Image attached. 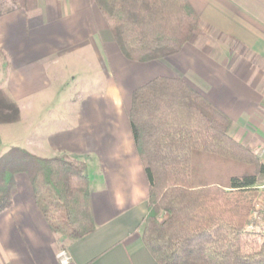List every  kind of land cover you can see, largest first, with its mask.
Returning <instances> with one entry per match:
<instances>
[{"label": "crops", "instance_id": "0c3cea01", "mask_svg": "<svg viewBox=\"0 0 264 264\" xmlns=\"http://www.w3.org/2000/svg\"><path fill=\"white\" fill-rule=\"evenodd\" d=\"M188 2L205 36L236 19L264 17V5L245 8L241 0ZM257 33L246 35L247 45L264 63V34ZM200 38L138 63L121 52L96 0H38L36 10L0 18V88L20 109L19 122L0 125V157L19 147L85 162L96 225L65 244L38 209L29 178L18 175L13 204L0 214V264H158L143 242L149 183L129 122L133 92L158 77L182 79L233 121L231 134L240 129L232 134L237 142L264 143L256 123L264 71L243 54L220 56Z\"/></svg>", "mask_w": 264, "mask_h": 264}, {"label": "trees", "instance_id": "16d2710c", "mask_svg": "<svg viewBox=\"0 0 264 264\" xmlns=\"http://www.w3.org/2000/svg\"><path fill=\"white\" fill-rule=\"evenodd\" d=\"M14 1L0 18L37 9V0ZM96 1L133 62L165 59L203 34L188 0ZM19 120V107L0 88V125ZM129 122L149 183L143 242L155 261L264 264V241L245 230L264 166L230 135L233 121L184 80L158 77L133 92ZM21 174L53 234L79 240L96 230L85 162L11 148L0 157V214L12 206Z\"/></svg>", "mask_w": 264, "mask_h": 264}, {"label": "rangeland", "instance_id": "374dc122", "mask_svg": "<svg viewBox=\"0 0 264 264\" xmlns=\"http://www.w3.org/2000/svg\"><path fill=\"white\" fill-rule=\"evenodd\" d=\"M38 1V0H37ZM242 3H239V5L245 7V8H252L254 6L260 7V5H264V0H241ZM246 4V6H244ZM255 4V5H253ZM16 7V3L14 0H0V14L5 13L8 10ZM255 7V8H257ZM260 10V9H258ZM262 10V11H261ZM260 11L262 14H264V8H262ZM251 12V11H250ZM259 12V11H258ZM240 28L242 29L243 33H240ZM262 33L264 34V17L260 19V23L254 22L250 23V21H242L241 19H236L235 23L233 24H228V25H221L218 27L216 31V35L214 33H208V36L201 34V38L199 39V42L202 44L206 43L212 46L216 52L217 50L219 51L220 56L227 54V58L231 59H237V55L243 54V59H246L247 61L249 60L252 66H257L260 70L264 71V67L262 69V66H264V63L262 60L257 58L252 52H250L247 41L250 39L247 38V34H254V33ZM257 33V34H258ZM241 34V35H240ZM221 36V37H220ZM262 78V87H263V95H264V75L260 76ZM258 116L260 120L256 119V123L260 126L259 128L261 131L264 132V98H263V103H262V113L259 114ZM240 132V129L237 127L233 131L234 134H238ZM232 133V134H233ZM231 132L230 135L232 136ZM264 135V134H262ZM233 137V136H232ZM259 143L254 144V146L250 147V141H245L244 146H248L250 149L254 151V149L261 144L257 145ZM70 157L69 155H65ZM71 158V157H70ZM89 171V170H88ZM90 174H93L92 171H90ZM165 215L161 216V220H163ZM248 222V219H247ZM245 223V226L247 224ZM55 235V234H54ZM57 237L63 236V235H55ZM65 237V244H68L69 241H71L70 238L67 236ZM60 239V238H59ZM263 242V241H261ZM66 253V252H65ZM67 254V253H66Z\"/></svg>", "mask_w": 264, "mask_h": 264}, {"label": "built area", "instance_id": "2783aa9c", "mask_svg": "<svg viewBox=\"0 0 264 264\" xmlns=\"http://www.w3.org/2000/svg\"><path fill=\"white\" fill-rule=\"evenodd\" d=\"M254 154L264 166V143L254 149ZM257 191L258 193L254 200L245 230L248 234L264 241V184L260 185ZM60 257H63V263L69 261V257L65 252H62Z\"/></svg>", "mask_w": 264, "mask_h": 264}]
</instances>
